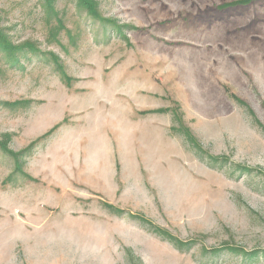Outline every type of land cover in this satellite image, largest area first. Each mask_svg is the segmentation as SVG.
I'll return each mask as SVG.
<instances>
[{"label":"rangeland","instance_id":"obj_1","mask_svg":"<svg viewBox=\"0 0 264 264\" xmlns=\"http://www.w3.org/2000/svg\"><path fill=\"white\" fill-rule=\"evenodd\" d=\"M240 1L0 0L26 44L0 52V264H264V0Z\"/></svg>","mask_w":264,"mask_h":264},{"label":"trees","instance_id":"obj_2","mask_svg":"<svg viewBox=\"0 0 264 264\" xmlns=\"http://www.w3.org/2000/svg\"><path fill=\"white\" fill-rule=\"evenodd\" d=\"M49 1V0H47ZM251 0H244V1H240V2H237V4H243V3H248L250 2ZM76 4L84 9L86 11L87 14H89L90 16H92L93 18H98V15L96 14V3L94 2V0H76ZM49 9L51 10V7L49 6ZM26 47V44L24 45H21V46H14V45H11L9 40L7 39V37L2 33V31L0 30V52H2L4 54V56L7 58H16V54L17 53H24V48ZM27 47H30V46H27ZM13 63V64H12ZM12 63H9L10 65H19L20 64V61L19 60H16L15 62H12ZM52 130H50L49 132H51ZM187 135H188V138H190V132L186 129L184 130ZM0 147L2 148V150H4L6 153H8L17 163V168L19 169L20 165H19V154L18 153H12L10 152L9 150H7V148L5 147V145L3 143H0ZM30 149V147L26 148L25 151H28ZM208 158L212 161H218V159L220 160H224L225 158H215L213 156H208ZM17 170V169H16ZM134 217H137L139 220H141L142 222H146L147 224L149 223L147 220H145L143 217L141 216H134ZM151 224V223H150ZM149 225V224H148ZM152 226V224L150 225ZM154 231H156L159 235L167 238L168 240H170L172 243H174V245H176L178 248H181V246H183L184 244L188 245L189 241L188 242H185V243H182L180 242L178 239L174 238L173 236H171L166 230L162 229V228H159V227H156L154 226L153 228ZM183 244V245H182ZM226 248V250H229L230 252H241V250H238L234 247H231V246H223ZM219 249V248H218ZM218 251V250H217ZM258 255L256 253H253L251 256H249L250 258H255L257 257Z\"/></svg>","mask_w":264,"mask_h":264}]
</instances>
